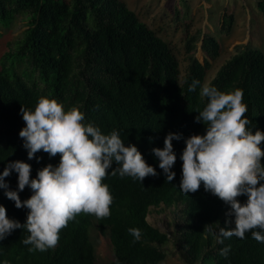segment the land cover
<instances>
[{
    "label": "trees",
    "instance_id": "obj_1",
    "mask_svg": "<svg viewBox=\"0 0 264 264\" xmlns=\"http://www.w3.org/2000/svg\"><path fill=\"white\" fill-rule=\"evenodd\" d=\"M256 5L264 22V0ZM19 18L26 28L0 56V173L8 163L22 161L31 165L30 179H34L48 164L58 165L59 155L50 158L43 151L36 153L39 163L36 158L28 160L19 137L26 126L21 107L34 111L39 99L46 97L63 104L65 111L78 107L84 122L98 126L103 134L118 131L125 146L134 144L157 176L142 183L118 173L113 176L112 169L118 167L113 162L103 181L113 196L109 217L81 213L61 230L57 246L44 252L29 251L32 246L23 241L30 234L16 229L0 240V264H97L90 238L93 221L101 232L109 231L114 255L109 264H162L170 242L184 264H264V243L253 239L250 231L244 239L221 238L223 243L204 231L205 225L214 224L218 235L220 227H229L225 223L229 208L223 201L206 192L203 184L187 195L179 189L184 139L205 134V126L196 122L208 102L200 94L202 87L223 92L242 89L245 116L252 121L248 127L253 133L257 128L264 132V51L251 44L238 45L206 84L210 59L221 53L213 33L188 36L189 63L182 77L169 44L122 0H0V38ZM234 23L233 14L224 15L221 30L230 32ZM200 43L203 61L196 56ZM193 80L200 83L189 92ZM169 132L182 135L172 142L177 160L171 182L152 153L153 148L163 149ZM261 147L264 150V144ZM5 182L10 190H17L18 174L13 171ZM4 191L0 189V205L9 219L23 225L29 210L17 209ZM31 195L28 187L19 193L21 201ZM238 199L243 204L247 197ZM160 205L177 207L182 214L173 237L147 221L150 208ZM129 228L142 231L139 241L133 242ZM227 246V257L220 255Z\"/></svg>",
    "mask_w": 264,
    "mask_h": 264
},
{
    "label": "clouds",
    "instance_id": "obj_2",
    "mask_svg": "<svg viewBox=\"0 0 264 264\" xmlns=\"http://www.w3.org/2000/svg\"><path fill=\"white\" fill-rule=\"evenodd\" d=\"M199 83L193 80L188 91H195ZM200 94L208 102L196 122L205 126V134L184 139L179 189L187 195L196 193L203 184L206 192L228 206L225 223L229 227H220L218 235L214 224L204 228L216 235L219 243L231 237L244 239L249 231L253 239L264 243V132L257 128L253 133L248 127L252 121L245 116L247 105L242 102V89L223 92L204 86ZM20 111L26 126L19 137L24 141L28 160L36 158L39 163L36 153L43 151L50 158L59 155L60 161L38 170L34 179H30L32 167L28 163L13 161L5 166L0 173V189L5 190L4 195L17 209L29 211L21 225L9 219L6 208L0 205V240L16 229H26L30 235L23 243L32 246L29 251L44 252L57 246L61 230L81 213L109 217L113 196L103 181L113 162L118 165L111 171L113 176L118 173L141 183L149 176H157L134 144L125 146L116 130L103 134L98 126L85 123V115L78 107L65 111L55 99L41 97L34 111L23 107ZM180 139L181 134L169 132L163 149H152L168 182L176 175L172 171L177 160L172 142ZM13 171L18 174L15 191L5 182ZM26 187L32 195L21 201L19 193ZM241 196L247 197L243 204L238 199ZM128 232L134 237L133 242L142 236L138 228H129ZM229 251L227 246L220 255L227 257Z\"/></svg>",
    "mask_w": 264,
    "mask_h": 264
},
{
    "label": "rangeland",
    "instance_id": "obj_3",
    "mask_svg": "<svg viewBox=\"0 0 264 264\" xmlns=\"http://www.w3.org/2000/svg\"><path fill=\"white\" fill-rule=\"evenodd\" d=\"M68 1V0H65ZM134 11L139 20L153 29L174 51L179 62L181 76L188 68V54L185 43L188 36L213 33L221 45L220 56L211 60V68L206 76V84L217 74L219 69L236 52L238 45L251 44L264 51V22L257 7L259 0H122ZM233 14L235 23L231 31L221 30L224 15ZM178 16V20L176 17ZM180 18V20H179ZM26 28V23L19 18L13 28L0 38V56L7 43L14 42ZM188 34V35H187ZM197 58L204 60L201 49ZM177 207L164 205L151 207L147 221L161 232L173 237L181 221L182 214ZM90 238L95 247L97 264H109L114 261L109 231L101 232L96 221L90 229ZM170 242L164 248L168 257L162 264H184L178 250Z\"/></svg>",
    "mask_w": 264,
    "mask_h": 264
}]
</instances>
